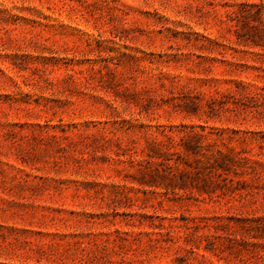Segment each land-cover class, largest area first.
<instances>
[{
	"label": "rangeland",
	"instance_id": "1",
	"mask_svg": "<svg viewBox=\"0 0 264 264\" xmlns=\"http://www.w3.org/2000/svg\"><path fill=\"white\" fill-rule=\"evenodd\" d=\"M0 264H264V0H0Z\"/></svg>",
	"mask_w": 264,
	"mask_h": 264
},
{
	"label": "trees",
	"instance_id": "2",
	"mask_svg": "<svg viewBox=\"0 0 264 264\" xmlns=\"http://www.w3.org/2000/svg\"><path fill=\"white\" fill-rule=\"evenodd\" d=\"M254 6H256V4H254ZM251 14V13H250ZM252 15L253 16H256V18L258 17L257 15H260V13H259V10H258V12H257V10L256 11H254V12H252ZM150 157H153L154 155H149ZM168 169H170L169 167L168 168H164V169H162L163 171H166L167 172V174H170V175H172L174 178L176 177V174L175 173H172L171 174V171L170 170H168ZM168 170V171H167ZM155 171L157 172V173H159V170H158V168L157 167H155ZM183 174H181L180 176H182Z\"/></svg>",
	"mask_w": 264,
	"mask_h": 264
}]
</instances>
